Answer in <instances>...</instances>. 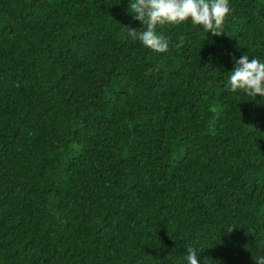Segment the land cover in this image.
Segmentation results:
<instances>
[{
    "label": "trees",
    "instance_id": "obj_1",
    "mask_svg": "<svg viewBox=\"0 0 264 264\" xmlns=\"http://www.w3.org/2000/svg\"><path fill=\"white\" fill-rule=\"evenodd\" d=\"M127 27V0H0V264H256L264 96L223 84L264 0L158 25L163 52Z\"/></svg>",
    "mask_w": 264,
    "mask_h": 264
},
{
    "label": "clouds",
    "instance_id": "obj_2",
    "mask_svg": "<svg viewBox=\"0 0 264 264\" xmlns=\"http://www.w3.org/2000/svg\"><path fill=\"white\" fill-rule=\"evenodd\" d=\"M127 11L140 22V27H127L128 36L151 50L163 52L169 47V40L156 31L158 25L188 21L206 32L219 35L224 33L222 28L229 12V0H127ZM223 87L229 92L264 96V59L245 52L233 56L232 68ZM184 248L183 264H203L190 243H185ZM252 259L256 264H264V253L252 256Z\"/></svg>",
    "mask_w": 264,
    "mask_h": 264
}]
</instances>
